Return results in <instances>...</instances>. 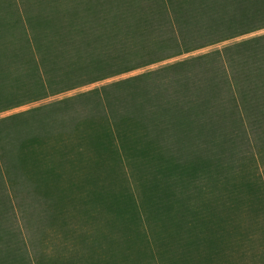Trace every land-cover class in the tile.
<instances>
[{"label": "trees", "instance_id": "16d2710c", "mask_svg": "<svg viewBox=\"0 0 264 264\" xmlns=\"http://www.w3.org/2000/svg\"><path fill=\"white\" fill-rule=\"evenodd\" d=\"M134 6L25 17L0 111L264 28V0ZM21 204L58 228L90 217L92 250L30 258L3 225ZM244 213H264V34L0 118V264H241Z\"/></svg>", "mask_w": 264, "mask_h": 264}, {"label": "rangeland", "instance_id": "374dc122", "mask_svg": "<svg viewBox=\"0 0 264 264\" xmlns=\"http://www.w3.org/2000/svg\"><path fill=\"white\" fill-rule=\"evenodd\" d=\"M99 1L101 0H92V5ZM46 2L47 0H0V24H4L5 27V29H1L0 31V37H2V39H0V51H4L6 54H10V56L11 53L14 52L20 54L19 47L22 45V26H25L24 18L35 17L38 12H41V9L44 5H46ZM144 3L145 0H133V4L129 0H112V4L115 6L118 4V8L122 10L129 8L130 5H135L134 8L138 10L140 7L144 8ZM71 8L72 7L69 6V4H66V2H60L57 8L54 9H56V11H61V9L69 11ZM77 8L79 9L80 7L77 6ZM19 15L21 16L22 21L19 19ZM67 22L68 20H64V25H66ZM75 22L80 23L81 21L75 20ZM262 34H264V28L255 30L245 35L215 42L193 51L180 53L170 58H166L97 82L48 95L35 101L25 102L11 109L0 111V118L35 106L43 105L54 100L70 97L112 81L133 76L148 70L157 69L185 58L193 57L213 50H219L243 39ZM8 72H10L14 78L19 75L25 79V72L19 64L10 66ZM259 168L261 170V167ZM22 207H24L22 214L17 211H15V213L9 211L6 214L7 217L3 221V225L10 230H19V234L26 244V249L28 250L27 252L30 258H34L37 262L43 261L47 263L52 262V260L58 256L64 258L68 256H77L79 258L81 255L89 253L92 250V247L82 246L81 240L78 239L79 234L86 235V238L95 236L96 227H93V224L90 223L92 220L90 217L85 220L66 217L64 218L65 224L62 228H58L55 225L50 226L48 224H44L43 220L36 216L34 209L32 210V207H28L27 204H21L20 209ZM240 217L242 218L238 229L239 234H237L238 243L235 247H238L239 252L243 253L241 264H264V213H244ZM89 241L91 244V240ZM89 243H87V245H89ZM93 249L95 248L93 247ZM234 250L236 251V248H234ZM152 264L159 263L153 261Z\"/></svg>", "mask_w": 264, "mask_h": 264}]
</instances>
